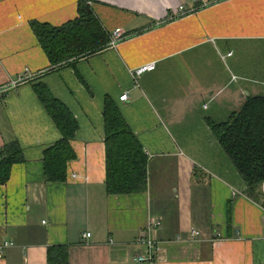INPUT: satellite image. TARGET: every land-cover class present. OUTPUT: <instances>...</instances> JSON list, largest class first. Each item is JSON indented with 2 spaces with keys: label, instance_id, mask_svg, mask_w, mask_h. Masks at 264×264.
Instances as JSON below:
<instances>
[{
  "label": "crops",
  "instance_id": "obj_1",
  "mask_svg": "<svg viewBox=\"0 0 264 264\" xmlns=\"http://www.w3.org/2000/svg\"><path fill=\"white\" fill-rule=\"evenodd\" d=\"M86 1L123 39L40 77L78 125L65 181L46 183L43 153L60 133L30 79L11 83L50 69L30 23L66 24L78 0H0V147L16 141L24 158L0 186V245L11 244L0 264H48L56 246L67 248V264H147L134 258L152 220L161 222L149 233L159 243L153 264H264V208L244 194L206 123L264 95V0ZM148 63L154 71L136 83L133 71ZM106 97L148 157L144 192L106 194Z\"/></svg>",
  "mask_w": 264,
  "mask_h": 264
},
{
  "label": "trees",
  "instance_id": "obj_2",
  "mask_svg": "<svg viewBox=\"0 0 264 264\" xmlns=\"http://www.w3.org/2000/svg\"><path fill=\"white\" fill-rule=\"evenodd\" d=\"M31 30L46 55L50 69H58L84 57L103 51L110 36L94 15L86 0H78L77 16L59 27L32 22ZM61 139L43 153L46 183L64 182L66 165L75 158L71 141L78 130L67 107L55 99L41 82L31 83ZM105 189L108 196H127L146 190L150 163L142 146L121 116L115 102L104 100ZM207 126L245 185V195L259 201L264 208V95L249 97L239 112L227 122L206 120ZM24 163L22 149L16 141L0 147V186L5 185L13 166ZM226 224L230 226V205ZM48 264H67V248L47 250Z\"/></svg>",
  "mask_w": 264,
  "mask_h": 264
},
{
  "label": "built area",
  "instance_id": "obj_3",
  "mask_svg": "<svg viewBox=\"0 0 264 264\" xmlns=\"http://www.w3.org/2000/svg\"><path fill=\"white\" fill-rule=\"evenodd\" d=\"M178 12L180 15H186L187 11H185L184 7L181 6L178 9ZM123 39V33L120 29H115L110 37V47H116V45L121 42V40ZM231 53H229L227 56H230ZM155 69V63H148L145 64L137 69H135L132 73L133 76V80L137 83V81L139 80V77L145 73V72H152ZM33 76H31L30 74H28L27 72L24 73L23 77L18 78L15 81H12L11 86L15 87L16 84H18L19 82H25L26 79H30ZM128 100V93L124 92L120 97H119V101L121 102H126ZM262 224L264 225V215L261 219ZM161 226V222L159 220H152L149 222L148 226L146 227V233H142V235L140 237H138L136 243L137 244H141L145 247V254L143 255H139L137 257L134 258V261L137 263H147V264H153V262L156 259V255L159 251V243L155 242L154 240H152V238L150 237V231L153 229H156L158 227ZM199 233L196 229L191 228L189 231V237L190 239L194 240L198 237ZM82 239H87L90 237V234L87 232L82 233ZM177 241L180 240V238L176 239ZM9 246H11V244H7V243H3L0 245V258L2 256L3 250L8 248Z\"/></svg>",
  "mask_w": 264,
  "mask_h": 264
},
{
  "label": "rangeland",
  "instance_id": "obj_4",
  "mask_svg": "<svg viewBox=\"0 0 264 264\" xmlns=\"http://www.w3.org/2000/svg\"><path fill=\"white\" fill-rule=\"evenodd\" d=\"M39 80H40V78H36L33 76L32 78H30V83L40 82Z\"/></svg>",
  "mask_w": 264,
  "mask_h": 264
},
{
  "label": "water",
  "instance_id": "obj_5",
  "mask_svg": "<svg viewBox=\"0 0 264 264\" xmlns=\"http://www.w3.org/2000/svg\"><path fill=\"white\" fill-rule=\"evenodd\" d=\"M263 193H264V185H263Z\"/></svg>",
  "mask_w": 264,
  "mask_h": 264
}]
</instances>
